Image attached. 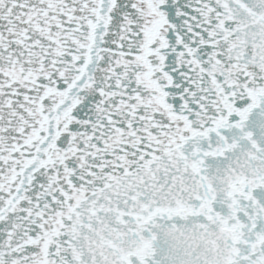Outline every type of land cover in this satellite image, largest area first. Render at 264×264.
Masks as SVG:
<instances>
[{"label": "snow or ice", "instance_id": "snow-or-ice-1", "mask_svg": "<svg viewBox=\"0 0 264 264\" xmlns=\"http://www.w3.org/2000/svg\"><path fill=\"white\" fill-rule=\"evenodd\" d=\"M0 264H264V0H0Z\"/></svg>", "mask_w": 264, "mask_h": 264}]
</instances>
